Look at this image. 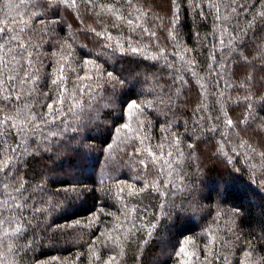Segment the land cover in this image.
I'll return each mask as SVG.
<instances>
[{"label": "trees", "instance_id": "obj_1", "mask_svg": "<svg viewBox=\"0 0 264 264\" xmlns=\"http://www.w3.org/2000/svg\"><path fill=\"white\" fill-rule=\"evenodd\" d=\"M0 28L27 46L0 48V264H264V0H0Z\"/></svg>", "mask_w": 264, "mask_h": 264}, {"label": "snow or ice", "instance_id": "obj_2", "mask_svg": "<svg viewBox=\"0 0 264 264\" xmlns=\"http://www.w3.org/2000/svg\"><path fill=\"white\" fill-rule=\"evenodd\" d=\"M3 2H4V6L5 7H8L10 5V3H11V0H3ZM61 2H62V0H61ZM75 2H76V0H72V4L73 5L75 4ZM172 2L174 3L175 0H172ZM223 19H227V17H224ZM129 23H131V21H129ZM23 31H24V29L21 28V29H19V31L17 32L16 35H13V36H10V37H7L6 38L7 29L0 28V40H5V43L2 44V45H0V48L6 49V51L4 53L5 56L8 53H10V52L11 53H14L12 59L15 60V57L17 55H19V56H23L24 55L27 46L25 45V43H23L22 38L20 36V33H22ZM97 35H99V34L97 33ZM153 35H154V33H153ZM221 43L223 44V41ZM133 51H135V49H133ZM27 55L30 57L32 55V53L31 52H28ZM245 61H247V58H245ZM3 62L5 64V67H8L7 61H3ZM16 63L19 64L20 62L19 61H16ZM28 67H30V66H27L26 67L23 64L20 65V69L25 72V78L26 79H31V76L33 75V73H31L30 71H28ZM245 67H246V65H245ZM108 76L109 77H112V73L109 72L108 73ZM258 77L259 78L256 79V85H258V87L256 88V91H257V94L259 95V93L264 92V65H262L259 68ZM10 79L11 80H15L16 79V76H12V77H10ZM89 79H90V77H89ZM253 79H254V77L251 74H246L244 76V82L241 84V87L242 88H246V89H250L251 87H253V85L250 84L249 82L251 80H253ZM20 83H24V81L21 80ZM52 84L53 85H56L57 84V81L53 80L52 81ZM45 95H47V94L45 93ZM249 98L250 97H248V96L245 97V99H249ZM2 99L8 100V99H11V97L10 96L9 97H2ZM49 99H51V97H49ZM59 103L61 105H63V104L68 103V100H67V98H62V99L59 100ZM44 107L46 109H52L53 108V105L51 103H47V104L44 105ZM139 107H140V105H138L136 103V101H132L131 103L128 104V108L129 109H134V108H139ZM246 107H250V105H248ZM71 110H72V106L69 105L68 111H71ZM59 111H60V109H54L53 112H52V114L53 115H56V114H58ZM42 118L43 117H41V119ZM252 120L255 121V128L257 129V131H256L255 134L259 136L262 133H264V117L258 118L256 116H252ZM244 122H247V117H244ZM227 125L229 127L233 126V120L228 119L227 120ZM124 127L125 128H128L129 125L125 124ZM26 150L27 149H25V151ZM261 155H264V153H262ZM4 167H8V165L5 164ZM0 171H3V168H0ZM8 171L10 172L11 169L8 168ZM7 175H8V172H5V176H7ZM4 186L7 187L8 185L5 183ZM15 190L16 191H19V188H16ZM184 251H185L184 248L181 247L180 248V252L183 253Z\"/></svg>", "mask_w": 264, "mask_h": 264}, {"label": "bare ground", "instance_id": "obj_3", "mask_svg": "<svg viewBox=\"0 0 264 264\" xmlns=\"http://www.w3.org/2000/svg\"><path fill=\"white\" fill-rule=\"evenodd\" d=\"M131 1V0H130ZM129 2V1H128ZM132 2H133V0H132ZM142 2V1H141ZM138 4V3H137ZM147 5H149V4H147ZM150 7V6H149ZM130 8V7H129ZM147 8V7H146ZM156 10V9H155ZM128 43V42H127ZM148 49V48H147ZM144 50V49H143ZM150 51H152V50H150ZM120 52H121V50H120ZM119 52V53H120ZM124 52V51H123ZM130 52V51H129ZM133 52V51H132ZM141 52V51H140ZM145 53V52H144ZM150 53V52H149ZM152 56V55H151ZM150 56V57H151ZM256 56V55H255ZM155 57H156V55H155ZM132 58V57H131ZM138 58V57H137ZM153 58V57H152ZM113 59V58H112ZM156 59H157V57H156ZM239 59V58H238ZM242 62V61H241ZM154 63V62H153ZM178 64V63H177ZM113 65V64H112ZM180 65V64H179ZM173 66V65H172ZM192 66V65H191ZM233 66V65H232ZM182 67V66H181ZM173 68V67H172ZM130 71V70H129ZM195 72V71H194ZM125 73V72H124ZM135 73V72H134ZM132 74V73H131ZM126 75V74H125ZM124 74H123V76H125ZM166 76H167V74H166ZM133 76H131V78H132ZM137 77V76H136ZM136 77H134V78H136ZM202 77V76H201ZM133 79V78H132ZM137 79H138V77H137ZM115 80V79H114ZM152 81V80H151ZM134 84V83H133ZM144 84V83H143ZM154 84V83H153ZM160 86H162L163 87V85H160ZM206 86V85H205ZM143 87V86H142ZM121 89V88H120ZM130 89V88H129ZM146 89V88H145ZM104 92V91H103ZM222 92V91H221ZM107 94H109V93H107ZM207 95V94H206ZM227 95V94H226ZM245 96V95H244ZM102 97V96H101ZM121 97V96H120ZM125 97V96H124ZM109 98H110V96H109ZM160 98V97H159ZM106 99V98H105ZM118 99V98H117ZM116 99V100H117ZM121 99V98H120ZM127 99V98H126ZM239 99V98H238ZM114 100V99H113ZM247 100V99H246ZM121 101V100H120ZM231 101V100H230ZM257 101V100H256ZM233 101H231V103H232ZM100 103V102H99ZM102 103V102H101ZM111 103V102H110ZM117 103H115V105H116ZM120 104V103H119ZM230 104V103H229ZM96 105H98L97 103H96ZM118 105V104H117ZM119 107H120V105H118ZM159 106V105H158ZM227 106V105H226ZM100 107V106H99ZM115 108H116V106H115ZM227 108V107H226ZM155 109V108H154ZM157 109V108H156ZM99 110V109H98ZM116 110V109H115ZM117 110H119V108L117 109ZM121 110V109H120ZM125 110V109H124ZM98 112V111H97ZM96 112V113H97ZM95 113V114H96ZM167 113V112H166ZM84 114V113H83ZM165 115V114H164ZM123 116V115H122ZM210 117V116H209ZM147 118V117H146ZM123 120V119H122ZM220 120V119H219ZM223 121V120H222ZM108 122V121H107ZM211 124V123H210ZM208 126H209V124H208ZM223 126V125H222ZM210 129V128H209ZM209 131V130H208ZM190 132V131H189ZM213 132V131H212ZM220 132V131H219ZM260 185V184H259ZM113 250V249H112Z\"/></svg>", "mask_w": 264, "mask_h": 264}]
</instances>
